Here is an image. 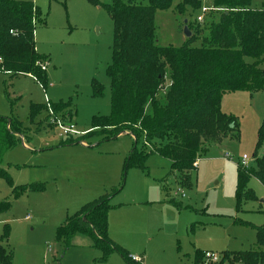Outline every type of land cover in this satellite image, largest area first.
<instances>
[{
	"label": "rangeland",
	"instance_id": "1",
	"mask_svg": "<svg viewBox=\"0 0 264 264\" xmlns=\"http://www.w3.org/2000/svg\"><path fill=\"white\" fill-rule=\"evenodd\" d=\"M19 1L33 2L40 11L35 42L37 52L47 60L48 83L42 85L31 75L11 78L0 72V116L19 121L25 133L0 163L8 175H0V203H8V209L0 213V243L13 250L14 264H126L118 254L107 262H96L102 256L99 250L64 248L56 239L57 229L66 220L103 195H114L109 236L130 254L140 253L143 264H194L195 249L219 257L225 250L257 249L253 226H264V186L252 178L249 187L256 199L244 201L239 211L236 187L243 155L248 157L249 171L257 168L264 92L223 96L221 110L235 117L239 139L226 138L212 145L197 161L191 184L181 186L171 172V161L152 153L150 147L146 157H135L144 168L132 164L126 170L134 136L133 140L123 134L105 142L100 136L83 139L92 130L93 118L107 117L112 110L107 74L114 32L110 16L92 0ZM98 1L109 4L112 0ZM262 1L252 0V6L258 8ZM178 2L174 0L173 5ZM188 10L186 15H178L174 8L156 13L158 45L182 47L191 37L184 33L189 27L195 35L192 47H203L219 14L207 13L198 23L195 12ZM94 81L102 85L103 96H94ZM62 102L71 106L56 114L52 106ZM34 105L41 108L32 116ZM57 120L72 126L73 134L59 136ZM69 140L92 148L61 147ZM161 144L157 141L154 146ZM178 189L186 197H176ZM28 215L31 219L25 221ZM81 238L88 239L77 236L73 241ZM37 241L42 246L33 250L35 260L28 257L31 251L24 245Z\"/></svg>",
	"mask_w": 264,
	"mask_h": 264
},
{
	"label": "trees",
	"instance_id": "2",
	"mask_svg": "<svg viewBox=\"0 0 264 264\" xmlns=\"http://www.w3.org/2000/svg\"><path fill=\"white\" fill-rule=\"evenodd\" d=\"M145 1L112 0L102 4L92 0L108 13L114 26L112 60L107 68L112 110L107 117H94L92 130L83 139L100 136L105 142L123 134L134 136L126 170L132 164L144 168L136 158L146 157V147H150L152 153L171 161V172L181 186H186L191 184L197 161L212 145L226 138L239 139L235 117L221 110L223 96L240 91L264 92V0L258 8L252 6V0H179L175 6L174 0ZM204 5L212 8L208 14L218 12L219 19L203 47H192L195 35L180 48L158 45V11L174 8L178 15H186L190 8L198 16ZM40 17L33 2L0 0V72L11 78L31 75L46 85L47 75L41 67L47 60L39 55L35 42ZM166 84L169 87L165 88ZM93 94L103 96V87L97 81ZM70 106L62 102L52 108L61 114ZM40 108L34 105L32 116ZM22 137L25 133L19 121L0 116V163ZM140 140L143 149L138 153ZM157 141L162 142L160 147L154 146ZM66 144L82 142L69 140L62 146ZM255 159L257 168L253 171L238 167V211L244 201L256 199L249 187L252 178L264 186V121L258 130ZM0 175L8 177L2 168ZM113 196L103 195L83 206L57 229L56 239L68 248L74 237L85 236L102 254L96 262H107L112 254H118L126 264H142L132 260L130 253L109 236ZM7 209L8 203H0V213ZM253 227L257 249L222 251V257L217 254L218 261L213 264H264V226ZM204 260L213 262L196 251L195 264H205ZM12 262V252L0 243V264Z\"/></svg>",
	"mask_w": 264,
	"mask_h": 264
},
{
	"label": "built area",
	"instance_id": "3",
	"mask_svg": "<svg viewBox=\"0 0 264 264\" xmlns=\"http://www.w3.org/2000/svg\"><path fill=\"white\" fill-rule=\"evenodd\" d=\"M205 2V0H204ZM212 10V8L210 7H207V6H203L200 14L197 16V22L200 23V22H203L204 20V16L209 13L210 11ZM214 11H219L218 9H213ZM43 70L46 69V66L43 64L42 67H41ZM58 127L62 130V134H59V136H64V135H69V134H73V127L70 126V127H65L63 126L64 124H61L60 121H56ZM76 134V133H74ZM241 166L244 167V168H247L248 167V157L246 155H243L242 157V160H241ZM175 196L176 197H186L184 191L182 189H178V191L175 193ZM26 220H30L31 219V216L28 215L26 216L25 218ZM205 258L208 259V260H211L213 262H217L218 261V255L217 254H214V253H211V252H205ZM132 260L134 261H138L139 259L136 258V257H132Z\"/></svg>",
	"mask_w": 264,
	"mask_h": 264
},
{
	"label": "crops",
	"instance_id": "4",
	"mask_svg": "<svg viewBox=\"0 0 264 264\" xmlns=\"http://www.w3.org/2000/svg\"><path fill=\"white\" fill-rule=\"evenodd\" d=\"M5 75H7V76H9V74H6V73H4ZM132 137V136H131ZM133 138V137H132ZM133 140H134V138H133ZM82 148H84V149H88V148H92V147H90L88 144L86 145V144H79ZM71 146H74V145H65V146H61V147H71ZM83 149V150H84ZM26 218V217H25ZM25 221H30V220H26V219H24ZM77 237V236H76ZM75 238V237H74ZM87 238V237H86ZM115 243H117V244H119L120 246H122L123 248H125L123 245H121V243H118V242H116L112 237H110ZM42 243L41 242H35V243H29L28 245H24L25 247H27V249L28 250H30L31 251V253L29 254V258H32V259H35L36 260V256H37V254H35L34 255V253H33V250L36 248V247H40L41 248V245ZM72 246L73 247H79V248H82V249H87V250H93V249H95V248H93L92 247V245H91V243H90V241H89V239H85V238H81V239H78V241H73L72 240ZM128 252H129V250L127 249V248H125ZM196 251H200V250H196L195 249V252H194V264H195V253H196ZM12 252V254H13V250L11 251ZM209 252H211L212 253V251H209ZM130 253V252H129ZM130 255H132L131 257H136V258H138V259H140V263H142L143 264V258H142V255L140 254V253H132V254H130ZM100 258V257H99ZM96 259H98V258H96ZM13 260H14V255H13ZM15 261V260H14ZM14 261L12 262V264H14Z\"/></svg>",
	"mask_w": 264,
	"mask_h": 264
},
{
	"label": "water",
	"instance_id": "5",
	"mask_svg": "<svg viewBox=\"0 0 264 264\" xmlns=\"http://www.w3.org/2000/svg\"><path fill=\"white\" fill-rule=\"evenodd\" d=\"M185 23H187V22H185ZM184 33H185L186 37H188V38L192 35V33L189 31L188 27H185Z\"/></svg>",
	"mask_w": 264,
	"mask_h": 264
}]
</instances>
